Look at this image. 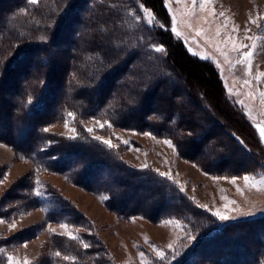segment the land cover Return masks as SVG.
I'll list each match as a JSON object with an SVG mask.
<instances>
[{"label": "rangeland", "instance_id": "374dc122", "mask_svg": "<svg viewBox=\"0 0 264 264\" xmlns=\"http://www.w3.org/2000/svg\"><path fill=\"white\" fill-rule=\"evenodd\" d=\"M201 2L203 0H197L195 4L192 0H164L169 25L174 36L179 38L191 53L208 60L215 67L231 102L239 110L244 111L256 127V147L260 148L261 152L252 151L253 154L264 155V138L259 131L260 127H264V95H262L264 94V0H208L203 8L200 7ZM138 5V12L144 23L149 27H162V20L150 9L140 3ZM79 14L84 13L80 10ZM2 19L0 16V24H3ZM84 19L89 26L81 27L82 37L79 36L77 39V52L70 50L68 55H64L63 52L59 57L58 66L54 67L57 73L61 72L66 79H72L73 84L90 85L96 72L107 70L108 61L119 52L114 41L109 36L102 35V32L106 33L103 28L97 25L98 23L95 26V15L87 18L86 14ZM11 24L7 20V31ZM198 31L201 33L199 36L196 34ZM177 32L179 36L176 35ZM57 35L59 40L53 47L61 49L64 38H68L69 34L64 33L63 30ZM157 48L162 49V46L157 45L155 50ZM84 49L85 52L82 53ZM247 53L251 55L245 59ZM29 58L16 63L13 71L7 76L8 84L0 88V120L5 116L3 113L9 106V99L16 98L19 94L13 87L14 82L16 83V80L22 76L25 66L33 65L28 61ZM130 68L137 69L136 76L142 72L141 65L137 62ZM169 75H167L170 77L166 82L167 87L159 89V92L153 95L150 93L148 99L143 97L141 101L145 99L143 104L146 107L143 109L141 107L136 113L145 115L148 110H153L149 117L156 116L157 119V117L162 118L165 110L179 109L187 113H184V117L191 116L193 123H207L208 120L215 122L202 110L201 104L193 99L194 94L186 87V83L178 76ZM167 76L161 75L158 78ZM148 78L149 75L143 76L142 73L136 77V81L140 83ZM126 79L127 76L124 75L121 80ZM35 81L33 80L34 85ZM172 85L174 88H171ZM129 88L128 91L125 90L126 88L120 89L117 94L121 99L128 96L132 99L131 101L124 99L126 100L124 111L135 105L140 89L133 85ZM77 91L82 97L80 102L84 103L87 100L90 104L78 106L73 100L71 102V92L66 91L62 101L64 102L65 98L67 104L76 105L79 109L68 108L57 121L51 122L45 129L59 135L63 141L75 139L96 142L109 152L106 153L109 158L108 163L120 161L126 168L144 173L148 181H142L143 183L138 187L130 184V181L132 184L137 183L136 180H129L128 185L125 186L119 185L122 179L128 177L114 172L111 164L107 163L106 166L99 164L95 159L100 157H92L97 153L95 149L93 153L86 152L84 163L86 167L95 165L97 168L96 173H93L95 180L91 182L96 191H89L69 182L63 174L40 171L34 162L22 157L12 146L0 141V211L3 212L0 215L2 221L0 222V264H10L9 257H12V264H25V261L28 264L40 262L48 264V257L56 261L64 260V263L73 261L74 257L72 258L71 255L75 251L68 247L69 244L80 255L78 259H84L86 256L84 250L88 249L93 240L100 242L105 248V255L112 264H178L189 255L190 248L197 241L211 237L222 229L225 222L264 215V165H260L255 173L227 177L213 176L194 162L182 157L170 138L158 136L151 130L145 129L151 126L139 123L141 115L139 118V115L132 114L130 123L124 122L125 126L113 125L99 118L98 115H87L84 112L85 107L91 106V102H94L99 93L87 89ZM68 113H72V116L69 117ZM209 113L215 115L210 111ZM163 116L167 118L165 114ZM216 119L218 120L216 122L225 124L221 116ZM66 120L67 127H65ZM138 120L139 122H134ZM147 122L154 123V119L149 118ZM101 124L104 126L101 127ZM241 125L240 120L236 118L232 128L240 129ZM88 128H93L94 131L88 132ZM243 133L249 138L246 132ZM216 136L223 139L221 133H215L214 139ZM104 140L110 141L112 146L105 144ZM165 141H169L171 146ZM211 147L210 141L203 143L197 152V157H207L212 160ZM233 155L238 161H246L237 149ZM246 176L250 178L248 182L244 180ZM101 185L108 186L113 196L101 192L99 188ZM50 188L53 189L52 192L49 191ZM179 193L195 204L215 213L219 212L228 219L221 220L215 215L218 219L209 224L210 226L188 225L172 216L175 207L171 203L178 200ZM55 195L62 196L72 205L71 210L75 214L70 220L74 224L65 222L66 218L59 221L48 220L44 205H22L26 203L23 201L25 196L28 197V201L34 197L45 198L44 203L49 205ZM126 198L127 201L123 205ZM113 204L116 208H127V211L125 214H120L116 212L117 210L114 211ZM12 224H15V227H11ZM37 225L38 227L34 229L33 226ZM53 234L64 237V255L61 254L62 252L54 251L48 244ZM239 237H237L240 244L238 249H242L247 238L241 239V235ZM66 239H70V242L67 243ZM255 239L256 236L253 241ZM199 260L197 258L193 262L201 264ZM258 264H264V255Z\"/></svg>", "mask_w": 264, "mask_h": 264}, {"label": "trees", "instance_id": "16d2710c", "mask_svg": "<svg viewBox=\"0 0 264 264\" xmlns=\"http://www.w3.org/2000/svg\"><path fill=\"white\" fill-rule=\"evenodd\" d=\"M138 3L150 9L162 20V27H149L144 23L138 12ZM80 10L83 15L79 14ZM86 14L87 18L95 15V26L99 25L103 28L106 33L102 32V35L109 36L114 41L119 53L108 61L107 70L96 72L90 85L73 84L72 79H66L61 72L57 73L55 67L58 66L59 57L63 52L64 55L70 54L72 50L77 52L76 42L82 33L81 27L89 26L84 19ZM0 16L3 18V24H0V88L8 84L7 76L13 71L17 62L30 57L28 61L33 64L31 67L25 66L22 76L16 80V83L14 82L13 87L19 94L16 98L9 99V106L4 110L3 114L7 117L2 116L0 120V141L12 146L22 157L34 162L40 171L63 174L69 182L89 191H96L91 182L95 180L93 173H96L97 168L95 165L86 167L84 164L86 152L93 153L96 149L97 153L92 157H100L95 160L103 166L108 163L109 158L106 153L109 152L93 141L75 139L63 141L59 135L45 131V127L57 121L63 111L68 108L79 109L78 106L90 104L87 100L84 103L80 102L82 97L77 90L84 89L99 93L94 102H91V106L85 107L84 112L87 115H98L99 118L113 125L124 126L125 123H130L132 114L139 115V118L141 115L140 122L139 120L134 122L150 125L151 128L145 129L151 130L158 136L170 138L182 157L194 162L207 173L238 176L255 173L260 165H264V155L253 154L260 151V148L256 147V127L244 111L239 110L231 102L215 67L208 60L191 53L185 44L174 36L164 0H37L36 3H32L31 0H0ZM7 20L12 23L8 31ZM63 30L64 33L69 34V37L64 38L63 48L56 49L54 45L59 40L57 33ZM157 45L162 46V51L155 50ZM136 62L141 65L142 72L139 74L149 75L148 80L144 79L140 83L136 81L139 75L136 76L137 69L130 68ZM166 74L180 77L194 94L193 99L196 103L201 104L202 110L215 122L208 120L207 123H193L192 117H184V113H187L179 109V111L165 110L164 114L167 118H164L163 114L162 118L157 117V119L156 116L149 117L153 110H148L145 115L136 113L141 107L142 109L146 107L143 104L145 99L141 101L143 97L148 99L150 93L153 95L159 92V89L167 87L166 82L170 77ZM124 75L127 79L122 81ZM161 75L167 77L158 78ZM33 80H36L35 85ZM132 85L140 88L138 98L135 105L126 109L124 113L126 100L132 99L129 96L127 98L123 96L124 98L121 99L117 94L120 89L126 88L125 90L128 91ZM171 88H174V85ZM66 91L71 92V102L73 100L78 106H70L65 98L64 102L62 101ZM122 107L123 111H121ZM209 111L215 115L212 116ZM219 116L224 119V125L216 122L218 121L216 117ZM149 118L154 119V123L147 122ZM236 118L240 120L242 129L232 128ZM243 132H246L249 138H246ZM215 133H221L223 139L217 138L218 136L214 139ZM209 141L212 146L211 159L214 162L207 157H197L201 145ZM236 149L242 153L246 161H238L234 158L233 153ZM119 162L108 163L112 165L114 172L119 175L125 174L129 178L122 179L119 185L125 186L128 185L129 180H136L137 183L132 184L130 181V184L138 187L143 183L142 181H148L144 173L128 169L121 162L119 165ZM99 188L101 192L113 196L108 186L101 185ZM52 190L50 188L49 191ZM27 198L25 196L23 201L28 204L22 205H44L48 220L59 221L66 218L65 222L74 224L70 220L75 214L71 210L73 207L62 196L55 195L49 205L44 203L45 198L42 197H34L30 201ZM168 198L171 199L170 196ZM177 199L176 202L171 203L175 207L173 217L181 219L190 226L206 227L217 221L218 218L213 213L198 206L185 195L180 194ZM124 200L123 205L127 198ZM112 207L120 214H125L127 211V208H116L114 204ZM1 214L3 212L0 211ZM33 227L35 229L38 225ZM239 235L241 239L247 238L246 243L243 240L242 249H238ZM254 236L257 239L253 241ZM263 239L264 215L227 221L222 229L211 237L197 241L190 248L189 255L178 264H195L193 260L197 258L200 259L201 264H258L264 255ZM66 241L68 243L70 239ZM48 244L54 251L62 252L61 254L64 255L63 236L53 234ZM68 247L75 251L71 255L72 258L74 257L73 261L64 263V260L56 261L48 257V264H112L105 255V248L96 240L84 250L86 255L84 259H78L80 255L73 246L69 244ZM79 252L81 253L80 250Z\"/></svg>", "mask_w": 264, "mask_h": 264}, {"label": "snow or ice", "instance_id": "6c2138e0", "mask_svg": "<svg viewBox=\"0 0 264 264\" xmlns=\"http://www.w3.org/2000/svg\"><path fill=\"white\" fill-rule=\"evenodd\" d=\"M31 2H32V3H36L37 0H31ZM192 2L195 4V3L197 2V0H192ZM207 2H208V0H203V2L200 3V7H201V8L205 7V5H206ZM252 22L254 23V21H252ZM173 31L175 32V28H173ZM196 34H197L198 36L201 35V33H200L199 31H198ZM176 35L179 36V33L177 32ZM234 47H235V45H234ZM161 50H162V49H160V48H157V49H156V51H158V52L161 51ZM250 55H251V53H247V54H245V59H248V57H249ZM262 95H264V94H262ZM68 116L71 117V116H72V113H68ZM67 126H68V122H67V120H66V121H65V127H67ZM100 126L103 127L104 125L101 124ZM45 131H47V129H45ZM73 131H74V130H73ZM87 131H88V132H93L94 129H93V128H88ZM259 131H260L261 137L264 138V127H260V128H259ZM103 142H104L105 144H108L110 147L112 146V145H111V142L108 141V140H104ZM125 143H127V142L125 141ZM165 143H167V144H169V146H171V143H170L169 141H165ZM161 175H164V174L161 173ZM249 179H250V178L247 177V176L244 177V180H245L246 182H248ZM233 182H234V181H233ZM37 195H39V193H37ZM214 215L218 216L221 220H226V219H228L227 216L221 215L219 212L214 213ZM0 222H2V221H0ZM11 227H15V224H12ZM62 227H63V225H62ZM190 239H191V237H190ZM85 247H87V245H85ZM169 247H171V245H169ZM57 255H59V253H57ZM158 255H159V253H158ZM9 261H10V264H12V257H9ZM25 264H28V262L25 261Z\"/></svg>", "mask_w": 264, "mask_h": 264}, {"label": "crops", "instance_id": "0c3cea01", "mask_svg": "<svg viewBox=\"0 0 264 264\" xmlns=\"http://www.w3.org/2000/svg\"><path fill=\"white\" fill-rule=\"evenodd\" d=\"M246 173H244V174H242V175H245ZM212 175V174H211ZM213 176H217V177H227V176H224V175H222V176H218V175H213ZM239 176V175H238ZM197 204V203H196ZM198 206H200V207H202V208H204V209H206V210H208V211H210L211 213H215V212H213L212 210H210V209H208V208H206V207H204V206H201V205H199V204H197Z\"/></svg>", "mask_w": 264, "mask_h": 264}]
</instances>
